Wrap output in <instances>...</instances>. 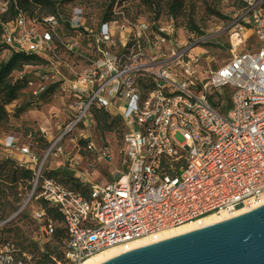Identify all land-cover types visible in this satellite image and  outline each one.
<instances>
[{"label":"built area","instance_id":"obj_1","mask_svg":"<svg viewBox=\"0 0 264 264\" xmlns=\"http://www.w3.org/2000/svg\"><path fill=\"white\" fill-rule=\"evenodd\" d=\"M238 1L241 8L217 27L216 36H228L230 57L215 68L205 67L203 34L179 35L171 15L138 17L130 12L132 0H77L65 12L39 18L16 8L3 23L10 48L48 60L47 69L35 73L41 81L34 94L45 89V81H59L62 93L75 99L74 124L94 106L120 115L125 126L126 171L93 184L86 194L54 178L38 184L41 165L22 150L27 158L18 161L35 164L34 178L15 214L38 186L33 198L56 208L65 231L62 253L50 264H82L113 247L126 252L137 240L165 239L167 229L187 223L202 228L211 214L264 204V0ZM8 2L0 1V16ZM87 3L101 6L97 21L88 22ZM225 89L229 101L222 112ZM12 146L8 138L5 150ZM100 156L112 159L106 147ZM32 218L37 242L51 240L55 225L45 210L35 208ZM0 264L25 263L0 243Z\"/></svg>","mask_w":264,"mask_h":264},{"label":"rangeland","instance_id":"obj_2","mask_svg":"<svg viewBox=\"0 0 264 264\" xmlns=\"http://www.w3.org/2000/svg\"><path fill=\"white\" fill-rule=\"evenodd\" d=\"M150 1L148 3V1L132 0L130 12L150 20H153L157 11L158 16L168 15L167 7L170 0ZM28 3L29 5H26L25 9H40L42 12L46 10L34 0H28ZM86 6L88 8V22L97 21L101 16V6L97 3H87ZM63 8L68 9V4L63 5ZM240 8L241 4L238 0H183L181 7L174 14L176 15L173 17L174 25L178 28L179 35L186 34L190 24H194L202 30V34L207 40L203 45L206 50L204 54L206 68L209 66L215 68L230 57L227 34L221 33L217 36L215 34L218 32L217 27L221 26L223 22H227L228 17L231 18ZM23 11L26 12L24 9ZM249 44H256L254 38L250 40ZM7 56L8 53L3 50L0 54V60L7 58ZM80 63L81 61L76 63L77 71H80L82 67ZM35 69L31 65L25 66L21 74H27ZM46 69L44 66L37 69V72ZM61 72L67 73V75L71 74V71L66 68H62ZM17 75L18 73L14 74L13 78H17ZM44 83L47 86L51 82L45 81ZM37 84V82L29 84L20 93L17 100L5 107L7 117L0 120V158L10 155L17 160L26 159L27 157L22 155L24 153L22 150L27 148L29 153L26 154L36 157L37 166L41 165V168L44 169L66 166L87 188L93 184L113 181L117 178V171H126V168L121 166L122 128L120 125L115 126L112 132L100 134L93 116H87L83 122L74 124L73 121L76 117V110L73 109L75 99L62 93L60 85L58 90L39 96V93L34 94ZM22 105L26 106V109L19 112L18 109ZM110 114L112 116L118 115L114 112H110ZM8 138H13V146L10 150H5L4 145ZM177 138L181 140L179 136ZM43 139L48 143L46 148L42 147L41 140ZM81 140H84L85 144L91 143L95 148L94 151H88L86 145H81ZM104 147L111 153V160L100 156ZM27 194L28 190L22 194V199L17 204L19 208ZM40 203L41 200H32L19 216L15 214L17 211H12L8 215L10 221L4 229L3 236L12 241L14 233L9 230L18 228L19 233L24 232L28 240L37 242L38 222L32 218V211L39 207ZM24 213L28 215L23 217ZM55 225L60 226L61 224L56 223ZM46 246L50 251L54 250L51 256H58L62 253V241L59 242L57 237L38 243L40 252ZM27 255L32 257L38 254L32 252L31 255Z\"/></svg>","mask_w":264,"mask_h":264},{"label":"trees","instance_id":"obj_3","mask_svg":"<svg viewBox=\"0 0 264 264\" xmlns=\"http://www.w3.org/2000/svg\"><path fill=\"white\" fill-rule=\"evenodd\" d=\"M15 1V3H14ZM77 0H34L35 3L41 4L46 10L42 12V10L37 9H25L26 5H29L28 0H9L8 2V10L7 13L0 16V54L3 50L8 53L7 58H3L0 60V120H3L7 117L6 106L11 104L13 101L17 100L20 93L28 87L30 83L37 82L39 83L41 79L35 74L41 67H44L48 60L41 55L25 53L22 51H16L10 46H8L3 41V23H6L12 20L16 14V8L26 10V13L29 17H40L43 15H57L61 12H65L66 9L63 8V5L70 3L73 4ZM141 1V0H140ZM143 2L150 0H142ZM183 0H170L167 7V16L176 17V11L182 5ZM241 4V3H240ZM242 5V4H241ZM158 17V11L154 15L153 19ZM106 16L102 15V20H105ZM188 32L196 35H201L202 30L195 26L194 24H190L188 26ZM33 66L36 69L28 72L27 74H21L25 66ZM45 70H42L43 73ZM18 73L17 78H13V75ZM60 85L59 81H54L49 83L45 89L39 93V96H43L49 92H53L58 90ZM227 92V93H226ZM221 100L224 101V104L220 106L222 112L227 109L228 101H229V92L228 89H225L224 95L221 97ZM26 109V106H20L18 109L19 112ZM89 115L93 116L97 130L100 134L105 132H112L115 126L120 125L122 128V137L125 132V126L122 122L120 115L112 116L110 112L104 109H98L94 106H91L89 110ZM123 139V138H122ZM43 144V148L48 146L46 140H41ZM81 145H86V149L88 151H93L88 146L90 143L85 144L84 140L80 141ZM122 143V140H121ZM34 178V165H30V163L20 164V162L10 156L7 155L5 157L0 158V221H4L8 219V215L13 211H17L19 209L18 203L22 199V194L24 191L28 190V193L32 189V181ZM44 178H54L59 183L67 187L68 189H72L83 194H86L90 189L91 185L87 188L85 184L76 176L73 175V172L70 168L64 166L56 169H44L41 168V173L38 179V184L42 182ZM39 191V187L37 186L35 189V196ZM33 196L30 199V203L34 200ZM36 200H41L39 205V209L45 210L46 215L52 220L54 225L56 223H60V226L55 225V234L54 237H57L58 241L61 242L63 238H65L64 227L61 223L60 214L56 211L54 206H50L49 203L43 198H38ZM29 203V204H30ZM28 204V205H29ZM27 205V206H28ZM26 206V207H27ZM25 207V208H26ZM24 208V209H25ZM23 209V210H24ZM23 210L20 211L17 215H21ZM28 214L24 213L23 217H26ZM10 220L5 222L0 227V243L8 244L10 247L17 250V257L24 262L25 264H50L52 262V253L54 250H49L48 246L44 247L43 251L40 252L38 248V243L35 241L28 240V237L22 232L19 233V229L16 228L14 230H9L13 232L12 241H10L7 237L3 236L4 229ZM15 246V247H14ZM32 252L38 254L36 256H28L31 255ZM27 253V254H26ZM23 254H26L28 258L24 257Z\"/></svg>","mask_w":264,"mask_h":264},{"label":"water","instance_id":"obj_4","mask_svg":"<svg viewBox=\"0 0 264 264\" xmlns=\"http://www.w3.org/2000/svg\"><path fill=\"white\" fill-rule=\"evenodd\" d=\"M99 264H264V204Z\"/></svg>","mask_w":264,"mask_h":264},{"label":"bare ground","instance_id":"obj_5","mask_svg":"<svg viewBox=\"0 0 264 264\" xmlns=\"http://www.w3.org/2000/svg\"><path fill=\"white\" fill-rule=\"evenodd\" d=\"M256 205H257V203L253 204L251 206H240L231 212L221 211L219 213L211 214V215L204 218L203 223L205 225H209V224H213V223L225 220V219L230 218L232 216L246 212V211L250 210L251 208L255 207ZM195 228H196V225L194 223H187V224H184V225H181L178 227H174V228H170V229L165 230L161 234V238L172 237V236L193 230ZM146 242H147L146 240H137V241L132 243V247L142 246V245L146 244ZM121 252H122V249L120 247L109 248V249H106V250L96 254V255H93L92 257H89L82 264H99V263L121 253Z\"/></svg>","mask_w":264,"mask_h":264}]
</instances>
